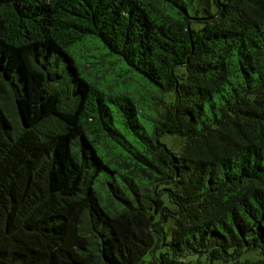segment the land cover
<instances>
[{"label": "trees", "instance_id": "trees-1", "mask_svg": "<svg viewBox=\"0 0 264 264\" xmlns=\"http://www.w3.org/2000/svg\"><path fill=\"white\" fill-rule=\"evenodd\" d=\"M0 264H264V0H0Z\"/></svg>", "mask_w": 264, "mask_h": 264}, {"label": "rangeland", "instance_id": "rangeland-1", "mask_svg": "<svg viewBox=\"0 0 264 264\" xmlns=\"http://www.w3.org/2000/svg\"><path fill=\"white\" fill-rule=\"evenodd\" d=\"M161 142H163L165 145L168 146V148H170V150H172L173 152H179L180 151V143H178V141H176L174 138H172V136H163L161 138ZM146 261L150 260V257L147 256Z\"/></svg>", "mask_w": 264, "mask_h": 264}]
</instances>
